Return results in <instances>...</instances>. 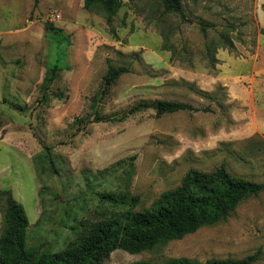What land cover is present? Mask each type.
Wrapping results in <instances>:
<instances>
[{
    "label": "rangeland",
    "instance_id": "obj_1",
    "mask_svg": "<svg viewBox=\"0 0 264 264\" xmlns=\"http://www.w3.org/2000/svg\"><path fill=\"white\" fill-rule=\"evenodd\" d=\"M183 4L193 24L167 15L158 27L160 0H123L110 26L103 10L86 11L84 0H0V190L11 191L27 213L28 249L59 253L82 226L126 212L99 194L129 193L139 198L133 211L144 212L179 188L191 170L225 166L236 177L264 184V0ZM200 21L215 30L202 34ZM223 33L234 41V53L219 48ZM208 46L216 48L215 69ZM108 63L131 73L102 101L106 119L158 101L211 112L158 117L147 111L123 123H95L91 100ZM54 66L60 72L45 104L40 90ZM2 231L0 206V236ZM258 252L256 264H264V192L224 222L140 254L116 251L104 264L205 263Z\"/></svg>",
    "mask_w": 264,
    "mask_h": 264
},
{
    "label": "trees",
    "instance_id": "obj_2",
    "mask_svg": "<svg viewBox=\"0 0 264 264\" xmlns=\"http://www.w3.org/2000/svg\"><path fill=\"white\" fill-rule=\"evenodd\" d=\"M123 0H84V9L90 11L100 7L111 26L122 9ZM163 13L156 19V25H162L164 17L176 15L184 24H193L185 12L183 0H160ZM202 34L215 30L216 26L200 21ZM235 32V29H231ZM114 34V33H113ZM164 50L168 51L169 36L161 33ZM219 48L234 53L236 47L229 35L223 33L218 40ZM214 46L207 47L206 57L210 68L215 69L218 61ZM171 51V50H170ZM172 54V60L175 53ZM177 54V53H176ZM59 68L54 66L45 72L41 86L42 102L50 101L48 91L59 76ZM131 73L128 67L117 68L108 63V71L100 90L91 100L90 109L94 122L123 123L129 117L147 111H154L158 117L179 112L209 113V108H196L186 103L158 101L140 103L119 119H106L101 115V103L108 96L116 82ZM84 119H76L75 125ZM47 161L53 174L56 173L51 150L45 148ZM264 192V184H258L229 173L225 166L211 173L191 170L176 190L163 194L150 209L135 212L139 198L127 193L121 196L99 194L101 200L114 208L126 209V212L88 227H81L75 239L56 254H41L35 249H28L30 222L24 207L18 203L11 191L0 190V206L3 215V231L0 236V264H104L116 251L131 255L153 250L159 243L180 241L196 233L203 227L217 225L226 221L244 201L255 198ZM260 252L241 260H211L199 263L190 259L171 260L165 264H256ZM153 264V263H136Z\"/></svg>",
    "mask_w": 264,
    "mask_h": 264
}]
</instances>
